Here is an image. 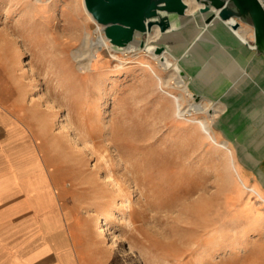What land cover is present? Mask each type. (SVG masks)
Listing matches in <instances>:
<instances>
[{
	"label": "rangeland",
	"instance_id": "1",
	"mask_svg": "<svg viewBox=\"0 0 264 264\" xmlns=\"http://www.w3.org/2000/svg\"><path fill=\"white\" fill-rule=\"evenodd\" d=\"M34 4L0 0V105L18 115L21 111L34 144L46 155V171L62 180L69 220L97 263L264 264V203L240 184L234 147L218 146L197 126L183 129L166 93L177 94L180 88L172 79L164 86L142 62L153 65L163 79L168 71L144 52L107 49L98 50L92 70H79L71 49L79 46L85 28L93 41L98 25L82 0ZM60 42L67 44L65 54L59 52ZM178 75L193 100L218 101L224 108L220 91L204 94L211 92L207 75L197 84L187 82V72ZM217 125L218 113L211 130L224 140ZM116 131L120 141L113 140ZM155 154L167 156L166 164ZM104 221L108 228L102 235L98 229Z\"/></svg>",
	"mask_w": 264,
	"mask_h": 264
},
{
	"label": "crops",
	"instance_id": "2",
	"mask_svg": "<svg viewBox=\"0 0 264 264\" xmlns=\"http://www.w3.org/2000/svg\"><path fill=\"white\" fill-rule=\"evenodd\" d=\"M196 30H181L169 51L187 72L188 83L205 80V74L211 92L204 94L220 91L224 108L218 113V134L234 147L244 184L264 196V56L222 22L201 38ZM22 121L0 105V264H98L69 220L62 180L46 171V155ZM37 191L44 196L41 204Z\"/></svg>",
	"mask_w": 264,
	"mask_h": 264
},
{
	"label": "water",
	"instance_id": "3",
	"mask_svg": "<svg viewBox=\"0 0 264 264\" xmlns=\"http://www.w3.org/2000/svg\"><path fill=\"white\" fill-rule=\"evenodd\" d=\"M194 1L198 6L190 12L184 0H83V3L115 49L130 44L142 47L146 41L137 36L147 35L157 27L159 35L153 41L154 52L160 54L170 50V44L181 30L224 22L231 29L241 23L249 25L252 40L244 43L264 56V0Z\"/></svg>",
	"mask_w": 264,
	"mask_h": 264
},
{
	"label": "bare ground",
	"instance_id": "4",
	"mask_svg": "<svg viewBox=\"0 0 264 264\" xmlns=\"http://www.w3.org/2000/svg\"><path fill=\"white\" fill-rule=\"evenodd\" d=\"M27 1V0H26ZM42 0H34V2H35V4L34 5H36L34 8H36L37 6H39V5H37L38 4V2H41ZM187 4H188V9H187V11L188 12H190V11H192V10H194L197 6H198V4L197 3H195V1L194 0H184ZM33 2V1H32ZM56 2V1H55ZM53 3V2H52ZM82 3H83V0H82ZM48 4V3H47ZM31 5V4H30ZM39 8V7H38ZM45 8V7H44ZM46 8H47V6H46ZM51 8V7H50ZM40 9V8H39ZM42 9H43V6H42ZM37 10V9H36ZM86 10V9H85ZM43 11V10H42ZM47 11V10H46ZM36 12V11H35ZM86 12H87V15L89 16V18L90 19H92V20H94L93 18H92V16H91V14L86 10ZM42 14H44V13H42ZM47 14V13H46ZM54 16V15H53ZM44 19H46V17L44 18ZM95 21V20H94ZM222 24H224L240 41H242V42H244V41H246V40H252V39H249L250 37H252V28H250V27H247V26H244L243 24H240L236 29H231L230 27H228V25L226 24V23H224V22H222ZM86 26V25H85ZM209 27H206V28H201V29H199V31L198 30H196V31H198L197 32V34H200V33H204L205 31L204 30H207ZM249 30H251V33L249 32ZM96 33H97V36H96V38L93 40V41H91V42H89V37H90V32L85 28V30H83V32H82V40H81V42H80V44H79V46L78 47H76V48H73V49H71V58L73 59V62H74V64H75V66H76V68H78L79 70H84V71H87V70H92V68H93V66L95 65V63H96V61H97V59H96V56H97V54H98V50H102V49H107L108 51H111V52H114L115 53V51L116 50H120L121 52H127V53H131V54H138L139 52H144L146 55H148L151 59H153L155 62H156V64L160 67V68H162V69H164V70H167L168 71V73H169V75L166 77V78H161L160 76H159V74L157 73V71L152 67L153 65H151L149 62H142V61H144L143 59H142V64H143V66H145L151 73H152V75L155 77V79H157L160 83H163L164 84V86L166 85V82L168 81V80H174V84H175V86H177L178 88H180V90H181V92H179V93H177V94H174V93H172V92H169V91H166V93L170 96V97H172L173 98V100H174V112H175V114H174V116L175 117H177L178 119H180V120H182V121H179V123H182V125H184V126H182L183 127V129L184 128H189V127H192V126H197L200 130L199 131H201V133H203L205 136H207V138H209L213 143H215V144H217L218 146H220V147H222V148H227V141H223V140H221V141H218L217 139H216V137L215 136H213V134H212V130H211V121H212V119H213V117L217 114V113H219V111H221L222 109H223V106H221V104H219L218 103V101H215L214 103H212L209 99H204V98H202V99H200V100H198V101H195V100H193L192 99V93L188 90V87H187V84H186V81L180 76V75H178V73H179V67H178V65H177V60H176V58L174 57V55L172 54V53H170V52H167V50L166 51H164V52H162V53H160V54H156L155 52H154V48H155V42H153L154 40H156L157 39V37H158V35H159V31H158V28L157 27H153V29H152V31L149 33V34H147L146 35V37H145V43H144V45L142 46V47H140V46H138L137 44H130V45H128V46H126V47H123V48H120V49H112L111 48V44L109 43V41H108V39L105 37V35H104V33H103V31H102V29H101V27H100V25L98 24L97 25V29H96ZM196 34V35H197ZM55 40H56V38H55ZM57 44H59V43H57ZM57 44H55L56 46H57ZM60 50H59V52H61V53H63V54H65V52H64V49L66 48V42H60ZM51 45V44H50ZM111 45V46H110ZM48 50V49H47ZM50 50V49H49ZM48 50V51H49ZM53 50V49H52ZM51 53V52H50ZM54 53H56V52H54ZM114 53H112V54H114ZM47 54H48V52H47ZM58 54V53H57ZM50 56H52V55H49V57ZM64 56V55H63ZM54 57H56V59H58L59 58V55H55ZM62 57V56H61ZM61 57L59 58L60 60H61ZM12 58V56H10V54H9V59H11ZM52 59V58H51ZM50 60V59H49ZM146 61V60H145ZM54 62V61H53ZM66 62V61H65ZM15 64V63H14ZM50 64V63H49ZM52 64V63H51ZM153 64V63H152ZM48 65V64H47ZM56 65H58V63H56ZM71 65V64H70ZM73 65V64H72ZM53 66V65H52ZM146 68H144V69H146ZM71 69L69 68V67H67L66 68V72H68V73H70L71 71H70ZM72 70H74V68L72 69ZM58 71H60V70H58ZM65 71V70H64ZM145 72H147V71H145ZM150 72H148V73H150ZM144 73V72H143ZM59 74H60V72H59ZM72 74V73H71ZM79 75V77H80V74H78ZM78 75H77V77H78ZM147 75V74H146ZM149 75V74H148ZM59 78V77H58ZM78 79V78H77ZM81 79V78H80ZM149 80V79H148ZM170 82V81H169ZM147 83H149V82H147ZM153 83H155V81H153ZM152 83V84H153ZM168 84V83H167ZM156 85V84H155ZM145 86V85H144ZM147 86V85H146ZM169 87V86H168ZM162 89V88H161ZM68 91V90H67ZM163 92V91H162ZM161 92V93H162ZM164 96V95H163ZM166 97H168V96H166ZM191 98V100H188V102H187V104H183V102H184V100H185V98ZM168 101H169V99H168ZM171 103H173V102H171ZM167 105V104H166ZM24 108V107H23ZM81 109V108H80ZM87 109H89V108H87ZM169 109H171V108H169ZM22 110H24V109H22ZM81 112H83V111H81ZM168 112V111H167ZM166 112V113H167ZM16 113V112H15ZM20 113H21V111H20ZM20 113H19V115H20ZM50 113V112H49ZM16 114H18V113H16ZM38 114V113H37ZM52 114V113H51ZM168 114V113H167ZM196 114H200V115H196ZM18 115V116H19ZM47 115V114H46ZM22 116V115H21ZM23 116H25V114L23 115ZM174 116H173V119H174ZM20 117V116H19ZM81 118H83V117H81ZM80 118V119H81ZM176 119V118H175ZM170 120H172V119H170ZM80 121V120H79ZM94 121V120H93ZM23 122V121H22ZM175 122V121H174ZM81 123V122H80ZM24 124H25V122H24ZM91 124V123H90ZM95 125V124H94ZM180 125V124H179ZM178 126V125H177ZM181 126V125H180ZM37 127V126H36ZM179 127V126H178ZM171 128H174V127H171ZM195 128V127H194ZM28 129V128H27ZM32 129V128H31ZM110 129H111V127H110ZM113 129V128H112ZM181 129V128H180ZM196 129V128H195ZM169 130H171V129H169ZM172 131V130H171ZM117 132V131H116ZM184 132H186V131H184ZM112 133V132H111ZM119 132H117L114 136H112L113 137V140L114 141H120V139H121V135L120 134H118ZM198 133V132H197ZM114 134V133H113ZM172 134H174V132L172 133ZM171 134V135H172ZM182 134V133H181ZM35 135V134H34ZM87 135V134H86ZM175 136H176V134H174ZM179 135H180V133H179ZM37 136V135H36ZM95 136V135H94ZM167 136H169V135H167ZM183 136V135H182ZM182 136L180 137L179 136V138H182ZM200 136V135H199ZM38 138V137H37ZM41 138V137H40ZM175 138V137H174ZM184 138V137H183ZM198 138V137H197ZM79 139V138H78ZM111 139V138H110ZM40 140V139H39ZM126 140V139H125ZM176 140H177V138H176ZM180 140H182V139H180ZM203 140H204V138H203ZM203 140H200V142L201 141H203ZM79 141V140H78ZM86 142V141H85ZM175 143L177 142V141H174ZM42 143H44V142H42ZM169 143V142H168ZM175 143H172V145H174ZM179 143V142H178ZM180 143H182L181 141H180ZM184 144H185V142H183ZM183 143H182V145H183ZM202 143V142H201ZM74 144V143H73ZM76 144V143H75ZM110 144V143H109ZM125 144V143H124ZM202 144H204V143H202ZM46 145V144H45ZM49 145H52V142L50 143L49 142ZM89 145V144H88ZM111 145V144H110ZM116 145V144H115ZM118 146H119V144H117ZM122 145V144H121ZM199 145H201V144H199ZM83 146V145H82ZM97 147V146H96ZM105 147H107V146H105ZM109 147V146H108ZM169 147V146H168ZM167 147V148H168ZM176 147V146H175ZM181 147V146H180ZM204 147H206V146H204ZM203 147V148H204ZM16 148V147H15ZM98 148V147H97ZM164 148V147H163ZM177 148H179V147H177ZM177 148H175V149H177ZM185 148V147H184ZM99 149V148H98ZM161 149H162V147H161ZM182 150H183V148H181ZM186 149V148H185ZM228 149V148H227ZM16 150V149H15ZM22 150V149H21ZM165 150V149H164ZM104 151V150H103ZM166 151V150H165ZM24 152V151H23ZM105 152V151H104ZM104 152H103V154H104ZM111 152V151H110ZM173 152V151H172ZM16 153V152H15ZM25 153V152H24ZM179 153V152H178ZM87 154V153H86ZM114 154H115V152H114ZM151 154H152V152H151ZM165 154V153H164ZM175 154V153H174ZM19 155V154H18ZM21 155V154H20ZM154 155V154H153ZM167 155V154H166ZM172 154H170V156H171ZM184 155V154H183ZM88 156V155H87ZM114 156V155H113ZM132 156V155H131ZM157 157H159V160L161 161V163H159V164H161V165H163V162H164V159H166V157L164 156V155H157V154H155V156H154V159L155 158H157ZM173 157H175V155H173L172 156V158ZM25 158V157H24ZM54 158H55V156H54ZM134 158V157H133ZM139 158V157H138ZM104 159V158H103ZM37 160V159H36ZM116 160H118V159H116ZM135 161H137V160H135ZM140 161V160H139ZM139 161H137V162H139ZM106 162H108V161H106ZM105 162V163H106ZM117 162H119V161H117ZM132 162V161H131ZM136 162V163H137ZM145 162V161H144ZM147 162V161H146ZM166 162H168L169 163V161H166ZM178 162V161H177ZM110 163V162H109ZM121 163V162H120ZM119 163V164H120ZM156 163V162H155ZM155 163H153L154 165H156ZM165 163V162H164ZM167 163V164H168ZM180 163V162H179ZM118 164V165H119ZM133 164H134V161H133ZM145 164V163H144ZM143 164V166H141V167H144L145 165L147 166V164L148 163H146L145 165ZM149 164H151V163H149ZM166 164V163H165ZM114 165V164H113ZM139 165V164H138ZM179 165V164H178ZM61 166V165H60ZM107 166V165H106ZM116 166V165H115ZM136 166V165H135ZM137 167V166H136ZM60 168V167H59ZM74 168V167H73ZM75 168H76V166H75ZM90 169H91V167H89ZM116 168V167H115ZM162 168V167H161ZM129 169V168H128ZM136 169V168H135ZM172 169H173V167H172ZM171 169V170H172ZM74 170V169H73ZM88 170V169H87ZM117 170V169H116ZM131 170V169H130ZM138 170V169H137ZM37 171V170H36ZM71 171V170H70ZM140 171H141V169H140ZM35 172V171H34ZM86 172V171H85ZM101 172V171H100ZM107 172V171H106ZM113 172V171H112ZM133 172H134V170H133ZM33 173V172H32ZM42 173V172H41ZM29 174V173H28ZM27 174V175H28ZM64 174V173H63ZM70 174V173H69ZM99 174V173H98ZM107 174V173H106ZM120 174V173H119ZM139 174H140V172H139ZM145 174V173H144ZM43 175H44V173H43ZM121 175V174H120ZM137 175V174H136ZM143 175V174H142ZM107 176V175H106ZM113 176V175H112ZM117 176V175H116ZM133 176H135V175H133ZM141 176V175H140ZM43 177V176H42ZM131 177V176H130ZM26 178V177H25ZM72 178H73V176H72ZM105 178V177H104ZM136 178H138V177H136ZM6 179H8V178H6ZM10 179V178H9ZM44 179H45V181H44ZM66 179H68V178H66ZM24 180V179H23ZM135 180V179H134ZM41 181H44V182H46V178H45V176H44V178H43V180H41ZM67 181V180H66ZM73 181V180H72ZM76 181V180H75ZM94 181V180H93ZM21 182H22V180H21ZM68 182H69V180H68ZM239 182H240V184L247 190V191H249V192H252V193H254V194H256L257 196H259V198L261 199V201L264 203V196H262V194L256 189V187H254V186H250V185H246V184H244L245 182H243L242 181V179L240 178L239 179ZM16 183V182H15ZM27 184V182H23V184ZM41 183V182H40ZM83 184V183H82ZM44 185L45 184H43V187H44ZM110 185V184H109ZM74 186V185H73ZM26 188V187H25ZM40 188H42V187H40ZM28 189H30V188H28ZM35 188L33 187V190H34ZM37 189V188H36ZM35 189V190H36ZM39 189V188H38ZM83 189V188H82ZM44 191H45V188L43 189ZM74 190V189H73ZM83 190H85V188L83 189ZM102 190V189H101ZM41 192H42V190H40ZM82 191V190H81ZM19 192H20V190H19ZM18 192V193H19ZM40 192V193H41ZM37 195H38V198L40 199V204H41V202H43V198H44V196L42 197V193L40 194L41 195V198H42V200H41V198H40V196H39V192L37 191ZM77 193V192H76ZM81 193V192H80ZM91 193V192H90ZM93 193V192H92ZM128 193V192H127ZM264 193V192H263ZM44 194V193H43ZM46 194V193H45ZM44 194V195H45ZM74 194V193H73ZM79 195H81V194H79ZM84 195V194H83ZM103 196V195H102ZM111 196V195H110ZM126 196V195H125ZM79 197V196H78ZM83 197H85V196H83ZM105 197V196H104ZM118 196H116V198H117ZM119 197H121V196H119ZM84 199V198H83ZM95 199H97V198H95ZM98 199H100V198H98ZM104 199V198H103ZM110 199V198H109ZM123 200V199H122ZM92 201V200H91ZM98 201V200H97ZM110 201V200H109ZM112 201V200H111ZM121 201V200H120ZM129 201V200H128ZM96 202V201H95ZM99 202H101L100 200H99ZM85 203V202H84ZM103 203V202H102ZM114 203V202H113ZM120 203H122V202H120ZM124 203V202H123ZM44 204H45V206H46V203L44 202ZM91 204L93 205V203L91 202ZM108 204H110V203H108ZM39 205V204H38ZM97 205V204H96ZM40 206V205H39ZM44 206V207H45ZM133 206V205H132ZM40 207H42V206H40ZM96 207V206H95ZM100 209V208H99ZM131 209V208H130ZM131 212V211H130ZM129 215V214H128ZM82 217V216H81ZM81 221V220H80ZM82 222V221H81ZM107 221L105 222H102L101 223V225L99 226V229H98V232L99 233H101L102 235H105L106 234V230H107V228H108V226H107ZM90 230V229H89ZM89 232V231H88ZM92 251V250H91Z\"/></svg>",
	"mask_w": 264,
	"mask_h": 264
}]
</instances>
